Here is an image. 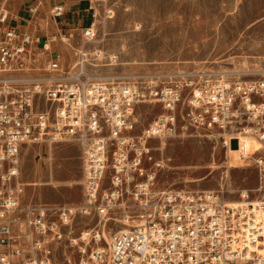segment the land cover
<instances>
[{
	"label": "built area",
	"instance_id": "built-area-1",
	"mask_svg": "<svg viewBox=\"0 0 264 264\" xmlns=\"http://www.w3.org/2000/svg\"><path fill=\"white\" fill-rule=\"evenodd\" d=\"M40 9L30 1L20 16L0 0V264H57L51 246L74 210L23 201L20 152L27 143L64 139L81 147L79 209L119 226L111 241L100 227L82 233L93 248L80 264H264V77L229 82L200 70L94 75L80 44L94 41L93 25L80 29L70 52L65 19L58 20L63 10L53 12L57 31L49 33L37 28ZM148 102L163 111L138 129L133 108ZM184 105V127L219 140L225 151L248 153L250 143L238 133L258 140L255 187L238 189L236 199L229 187H159L162 161L150 139L176 135L168 124Z\"/></svg>",
	"mask_w": 264,
	"mask_h": 264
},
{
	"label": "rangeland",
	"instance_id": "rangeland-1",
	"mask_svg": "<svg viewBox=\"0 0 264 264\" xmlns=\"http://www.w3.org/2000/svg\"><path fill=\"white\" fill-rule=\"evenodd\" d=\"M30 1L40 4L41 25L37 28L49 33L57 31L53 12L63 10L58 20L65 19L62 32L70 52L79 40L80 29L93 25L94 41L80 44L94 75L184 74L200 70L222 73L224 81L229 82L264 77V0H8L11 11L20 16ZM75 8H79L77 12ZM74 15L77 22L73 24L66 18ZM133 109L138 129L152 124L163 111L156 102L139 103ZM185 111V105L181 106L174 115V125L168 124L176 127V135L150 139L151 145L158 147L153 155L162 161L156 171L159 187H229L235 190L229 195L232 199L237 198L238 189L255 187L258 172L254 151L258 141L254 139L257 147H250L247 158L236 159L234 167L228 169L227 151L219 140L197 133L189 124L184 127ZM238 134L239 138L247 135ZM237 153L240 155L238 148ZM20 173L25 182V203L70 205L74 210L70 222L61 228L62 239L51 246L57 264H80L89 254L93 246L81 240L84 231L100 227L101 235L111 241V230L119 229L113 219L79 209L84 200V176L77 141L24 144ZM51 180L57 184L52 185Z\"/></svg>",
	"mask_w": 264,
	"mask_h": 264
},
{
	"label": "bare ground",
	"instance_id": "bare-ground-1",
	"mask_svg": "<svg viewBox=\"0 0 264 264\" xmlns=\"http://www.w3.org/2000/svg\"><path fill=\"white\" fill-rule=\"evenodd\" d=\"M97 75V74H96ZM100 76H103V75H100ZM242 134H244V133H242ZM239 135V134H238ZM248 136L247 135H243L241 138H240V140H246V141H248L249 143H250V147H251V149H255V147H257V144H256V142L254 141V139L255 138H247ZM212 140H216V139H214V138H212ZM256 141H258L257 139H255ZM247 158V156H242V155H239L238 153H237V148L235 147H233V146H231V147H229L228 149H227V168L228 169H230V168H232V167H234V164H233V162L236 160V159H238V158ZM232 180V179H231ZM50 183L52 184V185H56L57 184V181H55V180H51L50 181ZM124 230H127L126 228L124 229ZM86 232L87 231H84V234H86ZM113 237V236H112ZM112 237H111V239H112ZM79 249H80V247H79ZM258 252L260 253V254H262L263 253V250L261 251V250H259L258 249ZM251 255V254H250Z\"/></svg>",
	"mask_w": 264,
	"mask_h": 264
},
{
	"label": "crops",
	"instance_id": "crops-1",
	"mask_svg": "<svg viewBox=\"0 0 264 264\" xmlns=\"http://www.w3.org/2000/svg\"><path fill=\"white\" fill-rule=\"evenodd\" d=\"M78 9H79V8H78ZM78 9L75 8V9H74V12H77ZM80 9H81V8H80ZM76 14H77V13H76ZM77 17H78V14H77ZM66 19L70 20V22L73 23V24H74L75 22H77V18H76L75 15L72 16L71 18H68V17H67ZM78 21H79V19H78Z\"/></svg>",
	"mask_w": 264,
	"mask_h": 264
}]
</instances>
